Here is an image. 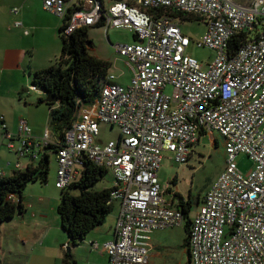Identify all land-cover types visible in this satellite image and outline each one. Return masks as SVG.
I'll list each match as a JSON object with an SVG mask.
<instances>
[{"label":"built area","instance_id":"obj_1","mask_svg":"<svg viewBox=\"0 0 264 264\" xmlns=\"http://www.w3.org/2000/svg\"><path fill=\"white\" fill-rule=\"evenodd\" d=\"M40 1L46 12L69 17L68 36L102 20L107 31L133 33L134 44L114 47L131 70V84L122 86L109 73L96 103L78 108L61 141L54 144L48 134L36 141L21 120L20 145L8 134L6 147L23 158L30 148L59 146V190L78 180L76 168L86 162L111 173L109 204L118 203L120 215L116 239L103 249L110 264H150V235L185 224L182 210L167 206L163 197L158 174L164 154L185 165L202 137L217 134L225 142L227 166L192 219L190 264H264V0L250 9L231 0H114L108 9L104 0ZM177 13L206 23L207 33L196 42L215 54L206 69L188 55L192 41L177 24ZM14 25L23 28L20 21ZM240 35L245 41L235 51L233 40ZM101 125L118 128L120 139L104 145ZM240 155L255 164L247 175L236 164Z\"/></svg>","mask_w":264,"mask_h":264},{"label":"crops","instance_id":"obj_2","mask_svg":"<svg viewBox=\"0 0 264 264\" xmlns=\"http://www.w3.org/2000/svg\"><path fill=\"white\" fill-rule=\"evenodd\" d=\"M108 1L110 4L114 0ZM123 1L135 3V0ZM106 2L104 0V5ZM14 8L20 9L19 15L12 14ZM17 21L23 23V28L15 27ZM64 22L46 12L40 0H0V142L4 144L0 145V172L6 178L17 172H25L31 166L37 167L46 154L50 161L52 157L55 158L57 165L56 154L46 149L30 148L25 157L19 158L6 147V136L10 134L15 145L19 146V123L24 120L36 141L47 134L54 144L61 141L62 138L51 126L50 109L46 102L40 103L48 95L41 90L32 91L31 88L34 75L47 70L60 59V31ZM25 32H29V35ZM3 125H6V130H3ZM76 170L79 171V166ZM162 171L161 168L158 177L164 200L170 208L181 209L182 201L179 197L184 202L187 200L179 190V174L175 178L166 175L161 179ZM81 175L79 171L78 179ZM23 205L25 211L1 227L0 264H110L103 245L116 239L119 204L116 208L114 204L115 212L107 217L102 226L89 233L75 247L70 245L68 235L62 228L55 197L46 195L44 191L41 197L24 198ZM175 230L181 233L183 247H173L174 238L170 235L162 236V233ZM148 243L150 264H180L173 253L180 248L190 256L186 224L180 228L156 231L150 235ZM67 254L71 258H67Z\"/></svg>","mask_w":264,"mask_h":264},{"label":"trees","instance_id":"obj_3","mask_svg":"<svg viewBox=\"0 0 264 264\" xmlns=\"http://www.w3.org/2000/svg\"><path fill=\"white\" fill-rule=\"evenodd\" d=\"M174 17L181 20L202 21L201 18L183 13H177ZM66 21L60 31L62 42L60 59L47 70L37 72L33 80L34 86L57 99L55 103H46V105L50 109L51 126L60 138H63L66 130L73 126L79 107H90L96 103L112 67L110 62L91 54L93 46H88L90 40L86 39L85 35H88V31L92 28L80 29L68 36L65 34ZM100 27H104V20L93 28ZM237 37L233 40L232 46L235 51L243 40L245 41V36ZM44 102L40 100V103ZM58 149L57 145L46 148L54 153H57ZM84 166L81 177L65 190H61V204L58 206L62 228L73 247L82 242L93 230L102 226L114 211V205L109 202L115 188L95 190L97 184L102 182L109 172L90 162L84 163ZM49 171L50 157L46 154L37 167L31 166L25 172H17L9 178L0 177V234L4 223L25 211L23 199L28 186L37 182L48 183ZM11 195L15 196L16 201L9 200ZM179 198L182 201L180 210L185 216L186 231L190 235L191 201L184 202L181 197ZM66 256L71 258L70 254Z\"/></svg>","mask_w":264,"mask_h":264},{"label":"rangeland","instance_id":"obj_4","mask_svg":"<svg viewBox=\"0 0 264 264\" xmlns=\"http://www.w3.org/2000/svg\"><path fill=\"white\" fill-rule=\"evenodd\" d=\"M110 6L109 1L105 3L106 9ZM183 34L187 36L192 44L188 50V55L196 59L205 69L207 64L212 62L215 58V54L205 48H199L196 42L200 41L207 33V26L204 21H191V20H176ZM88 38L92 42L91 54L99 59H105L112 65L110 74L117 77L119 84L128 87L131 84V70L126 61L118 56L115 52V46L118 44L131 45L134 44L135 35L127 30L111 29L107 32L105 27L92 28L88 31ZM166 94L172 96L174 89L168 87ZM46 110V107H43ZM101 136L99 138L103 144H107L111 141H118L120 139V130L118 128L112 129L110 126L101 125ZM22 159V158H21ZM25 160V159H24ZM236 164L239 171L247 175L255 168V164L245 155H240L236 158ZM227 166V156L224 140L217 134L214 136L202 137L199 144L193 148L192 156L189 162L185 165H177L173 161L171 154H164V163L162 167V173L160 178L164 176H174L179 174L178 184L187 202L191 201V219H194L196 212L202 205V200L209 192L211 187L219 180L222 173ZM83 168L79 167L80 173L83 172ZM57 165L55 158L52 157L50 161V171L48 177V183L42 184L40 182L32 183L28 186L24 192V198L26 200L34 197H41L44 191L46 195L55 197L56 208L61 204V190L56 189V177H57ZM162 182V181H161ZM163 183V182H162ZM115 181L111 173H108L105 179L98 183L95 187L96 191H102L107 188L113 187ZM116 203L115 208L118 206ZM115 212V211H114ZM170 235L174 238L175 242L173 247H183L182 236L180 231H167L162 233V236ZM181 239V240H180ZM178 258L180 264H190L189 256L185 253L183 248H180L177 252L173 251Z\"/></svg>","mask_w":264,"mask_h":264},{"label":"water","instance_id":"obj_5","mask_svg":"<svg viewBox=\"0 0 264 264\" xmlns=\"http://www.w3.org/2000/svg\"><path fill=\"white\" fill-rule=\"evenodd\" d=\"M232 3L243 7V8H251L252 4L256 1V0H231ZM85 38L88 39V35H85ZM88 46L91 47L92 46V42L89 41ZM57 101V99L55 97H51V96H47L45 102L50 104V103H55ZM190 259V256H189Z\"/></svg>","mask_w":264,"mask_h":264}]
</instances>
